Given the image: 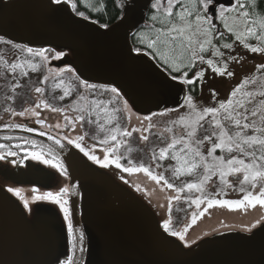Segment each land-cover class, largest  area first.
<instances>
[{
    "label": "snow or ice",
    "instance_id": "snow-or-ice-1",
    "mask_svg": "<svg viewBox=\"0 0 264 264\" xmlns=\"http://www.w3.org/2000/svg\"><path fill=\"white\" fill-rule=\"evenodd\" d=\"M69 2L70 0H50V4L56 6H63ZM121 4V10L124 12V16L120 17L121 21H126L128 16L139 7L138 0H129L127 4L121 0ZM145 7L150 9L148 23L145 24L144 29L138 30L135 34L134 38L141 46L135 51L140 55H151L165 68L170 79L178 85H196L206 78L204 68H199L189 76V70L196 69L197 63L207 65V68L216 75L232 77L234 73L229 64L230 61L237 63L240 61V57L236 55L238 48L264 56V0H234V2L230 0L229 7H225L220 0H149ZM71 8L76 10L77 3H71ZM61 10L62 8L53 9V11ZM76 14L85 19L88 18L82 11H77ZM100 27L107 28L108 25L101 24ZM144 48L148 49V52H144ZM27 52L45 61L48 59L44 55V50L34 51L28 48ZM59 57L60 53H57V58ZM31 67L35 70L39 65L32 63ZM9 68L15 73L17 69H22L23 65L11 63ZM257 69H264V63L257 65ZM253 82L254 80L246 77L231 90L226 100L218 102V106L198 105L191 94L193 89L190 88L180 104L184 111L170 122L172 127L165 129L172 133L170 142L159 148L158 155L155 151L153 152L152 159L157 167L160 166L159 161L169 159L174 161L171 166L174 177L198 176L196 182H189L176 189L177 193L195 190L200 193V196L191 200L190 203L197 209L206 205L202 211L192 215L191 224L193 225L197 222V216H203L208 209L217 206L229 210L246 206L255 207L256 204L264 206V184L261 183L264 182V91H242L247 84ZM63 83L61 80L60 84ZM19 86L17 83L13 85V88ZM44 91L41 87L35 88L38 94ZM181 91L184 89L181 88ZM111 92L119 97L117 88L113 87ZM70 95L71 89L66 88L59 99L63 100ZM216 95L217 93L213 90L212 96ZM257 95L262 99L258 103H253ZM79 99L85 100L86 97L80 95ZM113 103L112 100L108 101V104ZM40 107L41 103H36L34 107H26L13 114L20 117L26 114L39 117L40 113L36 109ZM44 108H50L53 112L64 111L61 108L51 107L47 103H44ZM124 109H128L126 102ZM78 111L80 114L74 118L65 116V121L72 126L73 131L76 124L94 125L96 133L92 139L97 140L102 146L100 151L104 153V156L101 159L93 154L94 146L88 151L85 150L83 142L87 132L76 136L74 140L68 138L67 143L74 144L88 160L101 168H108L114 164L116 169L128 174L143 172L157 184L163 182L167 188H175L173 183L166 180L162 174L154 173L150 167H145L143 164L133 166L131 161L128 162V167L121 164L118 152L122 146H125L126 141L123 138L131 137L135 132H141L140 139L147 141L149 136L143 133H149L154 125L150 123L145 129L122 128L119 115L122 109L114 107L109 110L105 102L100 99L92 100L89 105L82 106ZM128 119L130 120V117ZM145 119L150 120L149 117ZM37 122L43 127V121ZM5 127L24 126L6 124ZM55 127L59 128L60 125L57 124ZM176 128L182 130L181 134H176ZM25 130L33 131L31 128H25ZM40 134L46 135L44 132ZM0 139L11 141L13 137L3 136ZM48 139L54 138L49 135ZM62 139L63 137L55 139V144L61 148H63ZM26 145L30 148H26ZM37 147L34 140L27 139L14 144L0 143V161L19 167L25 160H32L57 169L61 175L67 174V168L55 155L48 157L43 148L37 151ZM128 151H131V148ZM218 151L230 155H218ZM232 153H238V155H231ZM235 174H242L239 191L244 195L241 199H217L213 198L212 194L205 193V185L213 177H218L221 185L216 193L217 196L224 192L225 187H235L227 180L229 175ZM258 185H260V191L254 193L253 190ZM7 191L22 200L23 207L29 209V200L21 195L20 188L8 187ZM32 191L37 193L38 189L33 188ZM69 193V188L63 187L55 193L45 191L43 194H34L31 199L33 202L48 201L58 205L63 215L68 246L63 253L56 255L53 264H86L84 259L86 233L82 228L77 230L75 226L73 208L70 199L66 198ZM173 199L179 200V195ZM162 228L168 235L178 238L179 241H185L188 226H185L183 231H176L172 228L171 220H168ZM187 246L185 244V247Z\"/></svg>",
    "mask_w": 264,
    "mask_h": 264
},
{
    "label": "water",
    "instance_id": "water-1",
    "mask_svg": "<svg viewBox=\"0 0 264 264\" xmlns=\"http://www.w3.org/2000/svg\"><path fill=\"white\" fill-rule=\"evenodd\" d=\"M128 2L123 0L124 4ZM148 3L149 0H138L139 7L126 21L120 20L104 29L77 16L69 4L56 6L50 0H15L10 10L0 11V38L16 46L39 47L64 55L53 67L72 68L77 79L88 85L117 88L120 96L129 100L142 116L178 110L188 91L187 85L172 81L151 56L137 54L131 44V36L147 23ZM220 3L230 6V0ZM54 8L62 10L53 11ZM6 124H0V134L34 137L54 148L66 162L72 185L73 219L77 230L85 227L91 249L89 264L102 263L105 256L114 254L116 246L126 257L131 255L143 264H264V224L249 234L220 232L191 249L161 235L153 220L145 222L136 232L132 224L141 226L142 215L148 219L151 216L142 205L136 206L127 188L107 175H102L104 180H101L94 166L68 143L62 140L63 148L55 144L57 135H41L27 125L8 128ZM49 135L54 139L49 140ZM79 190L82 219L77 209ZM116 199L122 204H115ZM134 207L140 211L132 213ZM101 234L105 242L100 239Z\"/></svg>",
    "mask_w": 264,
    "mask_h": 264
},
{
    "label": "rangeland",
    "instance_id": "rangeland-1",
    "mask_svg": "<svg viewBox=\"0 0 264 264\" xmlns=\"http://www.w3.org/2000/svg\"><path fill=\"white\" fill-rule=\"evenodd\" d=\"M13 2V0H0V11L4 12L10 10L11 8L9 7H12ZM14 17L16 18L15 14ZM27 49L28 48L13 45L10 43V41L6 42L3 39H0V95L5 92V85L8 83L3 75L9 77L10 81L13 82V85L17 83L20 85L19 87H17L18 91L12 94V97L10 98L11 105L8 108V112L4 114H2V112L5 109L7 110L8 103L6 102L5 98H0V123H2V125L6 124L12 119L11 116L13 115L14 111L19 112L26 107H34V105L37 103L36 101H39L37 99L35 88H43L44 83H46V81L48 80L51 84L49 90L50 99H48V105H50L51 107L60 108L65 104V101L66 103L67 101L68 103L71 101L72 94L69 97H65V99L63 100L59 99V97L63 95V90L66 88L69 89L68 84L72 83V87H70V89L73 90V93H77L79 91L80 85L76 81V77L74 74L75 72L72 68H67L68 66H65L64 68L53 67V65L58 64V62L64 59V55H60V57L57 58V53L53 50L51 51L48 49H40L39 47L35 49L32 48L34 51L37 49L44 50V55L48 57V59L45 61L42 60L39 56H34L33 54L28 53ZM236 55L240 57V61L238 63L235 61H230L229 64L230 69L234 73L232 77H229L227 75H216L211 71V69L207 68V65H200L199 63H197L195 71L199 68H204L206 76L203 81H200L201 94L197 99H195L198 105L218 106V102L226 100L229 97V93L231 92V90L238 84H240L241 81H243L246 77L250 80H254V82L247 84L245 88L242 89V91H264V69H257V65L264 63V56L246 52L245 50L240 48L237 49ZM11 63L22 64L23 68L17 69L16 72L13 73L9 68V65ZM32 63L38 64L39 67L33 70L31 67ZM23 73H27V75H23ZM45 77H47L48 79L45 80ZM61 80L64 82L63 84H60ZM81 82L84 86L88 85L83 80H81ZM57 84H59L60 86L55 87L54 85ZM89 86L91 85H88L87 87ZM80 88H82L83 90L82 95L86 97V92L84 89L85 87L81 86ZM56 89L58 90L57 95ZM111 89L109 91L106 90L103 93L107 95V98L109 100L114 101L113 104H109L112 108L115 107L122 109V112L119 113L121 117L120 126L122 128H127L129 130H131L132 128L145 129L150 123L154 125L149 133H143L149 136V139L147 141H143L140 139V136L142 135L141 132H135L132 134L130 146L137 149H139L140 147L142 152V155L140 152L132 153V157L134 159L133 161H135L137 165L145 164V167H150L151 170L156 174H162L166 180L175 185V188L169 189L164 186L163 182L157 184L143 172H136L133 174L126 173L127 181L125 182V188H128L126 189V191L128 190L127 192L130 199L134 203H136L137 207L142 205V207L151 216L148 219L147 216L142 215L144 222L141 226L137 223L132 224L136 232L144 226L145 222H148V220L149 222L150 220H153L156 225L157 231L161 235H168L163 230L162 225L166 221L170 220L171 216V220L173 218V230L183 231L184 227L188 226V231L185 234L186 238L183 242L179 241L176 237L168 235L169 239L178 242V244H181L184 247L185 244H187L188 246L185 248L191 249L201 242L205 241L206 239L219 234L220 232H242L244 234H249L259 226L264 224V206H261L260 204H256L255 207L246 206L245 208L235 210H229L228 208L217 206L208 209L203 216H197L196 224H191L192 215L202 211L203 208L206 207V205H202L200 209H197L195 205L188 203V197H190V194H187V190L186 192H183V202L178 203L180 197L179 200L173 198L179 195L176 189L183 187L189 182H196L198 176L182 175L179 178H176L173 176L171 171V166L174 164V161L170 159L159 161L160 166L157 167L156 162H154L152 159L154 151L158 155L159 148L166 146L167 143L170 142L172 133L165 131V129L168 127H172L170 122L174 120L180 112H183L184 109L180 108L178 110L156 113L151 116H142L136 111L135 108H133V105L129 100L123 99L120 95L119 97H117L116 94L111 92ZM213 90H215V92L217 93L215 97L212 96ZM54 92L55 95H53ZM4 94L7 97L6 93ZM77 97L78 96L76 95V97L72 100L76 99ZM258 97L259 99L256 102L253 101V103H258L259 100L262 99V97ZM77 99L78 100H76V102L81 101L79 100V97ZM125 102L128 105L127 110L124 109ZM44 103L41 104L42 106L39 108L40 110H43L50 118H56V116H59V112H53L50 110V108H44ZM249 107H251V105H249ZM10 113H12L11 116H9ZM128 117H130V120L128 119ZM145 117H149L150 120L145 119ZM48 121L52 122L50 120ZM93 128H95L94 125L92 129L87 125L86 129L87 132H89V135L96 133ZM181 131L182 130L179 128L175 129L176 134H181ZM203 134V130H201V135ZM140 144H142V146H140ZM70 146L76 152H78V150H76L74 146ZM225 155L228 156L230 154L225 153ZM231 155H238V153H232ZM85 160L95 166H99L86 158ZM0 166L4 168L5 173V176L3 177L0 175V203L2 205L7 207L20 205L23 207V201L7 191L8 187L20 188L21 195L25 196L29 200V208L38 215L37 219L40 218L41 220L49 222L51 227L53 228L57 226L59 228H63L64 231H66L65 221L63 220V215L60 212L58 205H55L48 201L33 202L31 199L34 194H43V192L45 191H52L55 193L60 188L67 186L65 178L60 175L57 169L32 160H28L24 165H20L19 167L14 164H5L4 166V164L1 163ZM109 168H112L114 170L113 164L106 169ZM38 175H41L46 179L44 181L42 180V178L41 180H38ZM227 180L235 187H225V196L218 197L213 193V190L216 189L217 191L218 188L216 183H212L210 188L208 187L207 190L210 191V194L213 195V198L229 200L241 199L244 194H239L240 191L238 192L234 189L239 188L240 181L242 180V174L229 175L227 177ZM261 183L264 184V182ZM33 188L38 189V192L33 193ZM26 189H28V191ZM253 191L254 193H259L260 185H258ZM199 196L200 195L194 193V196L191 200ZM16 202H18V204H16ZM119 202L120 201L116 199L115 204H119ZM132 209V213L140 211V209H137L136 207ZM127 217L131 218L132 216L129 215ZM133 218L134 221L138 219L136 214ZM109 232L111 236L114 237L111 230H109ZM100 239L105 242V238L102 236V234L100 235ZM108 242L111 243L110 241ZM105 247H107L110 251V248L108 246ZM127 257H129V259L131 260V264H143L139 259L131 257V255Z\"/></svg>",
    "mask_w": 264,
    "mask_h": 264
},
{
    "label": "flooded vegetation",
    "instance_id": "flooded-vegetation-1",
    "mask_svg": "<svg viewBox=\"0 0 264 264\" xmlns=\"http://www.w3.org/2000/svg\"><path fill=\"white\" fill-rule=\"evenodd\" d=\"M0 39L2 40V38ZM4 41L7 42V40H4ZM3 77L5 78V80L8 81V83L5 85L6 89L4 92L6 93L8 99L4 93L0 95V98H5L8 104H7V110L5 109L2 112V114L8 112V108L11 105L10 98L12 97V94L14 92L18 91L17 88H13V82L10 81L9 77H6L4 75ZM76 81L79 83L80 87L81 86L85 87L84 89L86 92L85 93L86 99L76 102V100H78L77 98L83 94L82 88L79 87V91H78L79 96L74 101H70L69 103L68 101L67 103L65 101V104L60 107L61 109H64V111L62 113L59 112L60 114L59 116H56V118L55 117L50 118L43 110L36 109V111L40 113L39 117H34L28 114H26L24 117H20L14 114L12 115V113H10L9 116L12 115L11 116L12 119L7 123H16V124H20L23 126L27 125L33 128L34 130H38L40 132L52 134L55 136L57 135V137L59 138L63 137L62 140L66 143H67L68 138H72L74 140L75 137L78 135H81L82 132L84 134V132H87L86 124L83 126H81L80 124H76L75 131H73L72 126L67 124L64 117L65 116H68L69 118L76 117L77 115L80 114L78 110L82 106L89 105L90 102L94 99L103 100L105 102V106L108 107L109 110H111L112 107L111 105L108 104L109 99L107 98V95L103 93L106 90L109 91L111 88H104V87H98V86L92 87L93 85L87 87L88 85L87 86L82 85V82L79 79L76 78ZM50 85H51L50 81L49 80L46 81V83H44V86H43V89L45 91L40 94L36 93L37 99L39 100V101H36L37 103L42 104V102L43 103L46 102L48 104V99H50V91H49ZM41 98L43 99V101ZM38 120L43 121V127H41V124L37 122ZM48 120L52 122H49ZM57 124L60 125L59 128L55 127V125ZM88 126H90L91 129L93 127V125H88ZM93 130L96 132L95 128H93ZM88 133L89 132H87V136L85 137V140L83 142V146H85V150L88 151L90 148L94 146L95 150L93 154L97 155L98 157L102 159L104 156V153L100 151V148L102 146L98 144L97 140L92 139L95 133L91 135H89ZM3 136L13 137V140L4 141L0 139V143L14 144L17 142H22V140L24 139L34 140L38 146L36 149L37 151L43 148L48 157L55 155L57 159L60 160L64 164L65 168H67L66 162L64 161L62 156L58 154V152L54 148H52L45 142L38 140L34 137L21 135V134H14V135L13 134H0V138H2ZM123 139H125L126 141L125 146H122L118 152V155H120L121 157V164L124 167H128L129 166L128 162L131 161L133 166H139L137 165L135 161H133L134 159L132 157V153L140 152L142 155L141 148L139 147V149H137V148L130 146L131 137L123 138ZM70 145L74 146V148L78 150V152L84 158L87 159V157H85L83 153H81L79 149L75 147L74 144H70ZM140 146H142V144H140ZM25 147L30 148V146H27V145ZM129 148H131V151H128ZM225 153H221L219 151L217 152L218 155H225ZM21 155H23V152H21ZM27 161L28 160H25L21 165H24ZM0 163L4 164L5 166V163L3 161H0ZM9 165H12V164H9ZM93 166L96 172L100 175L101 180H104V177L102 175H107L111 178V180L115 181L121 187L125 188V185H126L125 182L127 181L126 172H122L119 169H116L114 164H113L114 170L112 168L106 169V168H101L100 166H95V165ZM58 172L60 173V171ZM0 175L2 177L5 176L4 168H2L1 166H0ZM41 175H38V180H41L42 178V180L44 181L46 178ZM62 176L63 178H65V182L67 184V186L65 187H68L70 190L69 196L66 198L70 199V204L73 208L72 196H71L72 195V185H71V179H70L68 168H67V174L62 175ZM212 183H216V185L218 186L217 191L216 189H214L213 193L216 194L219 191V188L221 186L220 181L218 177H213L212 180L209 181L205 185V193H208V192L210 193V191H208L207 189L208 187L210 188ZM26 190L28 191V189ZM234 190L239 192V188H236ZM183 192H186V190ZM183 192L179 193L180 200L178 201V203L183 202L182 200L184 199ZM194 193L197 195H200V193L196 192L195 190L187 191V194H190V197H188L189 198L188 203H190V200L194 196ZM225 193H226V188H224V192L218 195V197L225 196L224 195ZM240 193L242 192H239V194ZM77 197H78L77 209L80 215V219H82V206H81L82 192L80 190L77 192ZM16 204H18V202H16ZM119 204H122V202L120 201ZM37 217L38 215L34 211H32L30 208L28 210L20 205H15L14 207L13 206L7 207L0 203V221H1L0 222V264H53V261L56 255L63 253L66 250L68 246V237H67L66 231H64L63 228H59L57 226L53 228L51 227L49 222L45 220H41L40 218L37 219ZM170 220H171V216H170ZM171 222L173 223V218ZM83 226L84 225H82V227ZM173 227L174 226L172 224V228ZM83 230L86 233L85 227H83ZM85 248H86V251L84 254V259L86 261V264H89L91 260L90 259L91 249L89 247V241H88L87 235H86ZM114 250H115L114 254L105 256V259H103L102 263L100 264H131V260L125 256L124 252L121 250L120 247L116 246L114 247Z\"/></svg>",
    "mask_w": 264,
    "mask_h": 264
},
{
    "label": "trees",
    "instance_id": "trees-1",
    "mask_svg": "<svg viewBox=\"0 0 264 264\" xmlns=\"http://www.w3.org/2000/svg\"><path fill=\"white\" fill-rule=\"evenodd\" d=\"M77 3V9L73 10V12L76 14L77 11L84 12V15L87 18V20L96 23L97 25L101 24H107L108 27L104 29H108L112 26H114L116 23H118L121 19L120 17L123 16V11L121 10V4L119 0H70L69 5L71 6V3ZM150 14V11H148ZM148 14V16H149ZM77 15V14H76ZM79 16V15H77ZM81 17V16H79ZM83 18V17H82ZM85 19V18H84ZM147 23H148V17H147ZM144 29V27L140 28L139 30ZM137 31L135 32V34ZM135 34L131 36V44L134 48V50L138 47H141L139 43L135 40ZM144 52H148V49H143ZM136 52V51H135ZM151 56V55H149ZM152 57V56H151ZM153 58V57H152ZM154 59V58H153ZM155 62L160 65L161 68L165 70V68L157 62L156 59H154ZM166 71V70H165ZM195 71V69L189 70V76ZM167 72V71H166ZM168 73V72H167ZM69 89L72 87V83L68 84ZM188 90L191 88L193 89L192 95L195 99H197L201 94V87L200 82H198L196 85H187ZM57 90V89H56ZM56 94H58V90L56 91ZM72 99L78 95L77 93H73V90L71 89ZM71 101H74L72 100Z\"/></svg>",
    "mask_w": 264,
    "mask_h": 264
},
{
    "label": "crops",
    "instance_id": "crops-1",
    "mask_svg": "<svg viewBox=\"0 0 264 264\" xmlns=\"http://www.w3.org/2000/svg\"><path fill=\"white\" fill-rule=\"evenodd\" d=\"M258 99H259V97H258V96H257V97H255V100H254V102H256Z\"/></svg>",
    "mask_w": 264,
    "mask_h": 264
},
{
    "label": "bare ground",
    "instance_id": "bare-ground-1",
    "mask_svg": "<svg viewBox=\"0 0 264 264\" xmlns=\"http://www.w3.org/2000/svg\"><path fill=\"white\" fill-rule=\"evenodd\" d=\"M53 95H55V92H54V94ZM57 95V94H56Z\"/></svg>",
    "mask_w": 264,
    "mask_h": 264
}]
</instances>
